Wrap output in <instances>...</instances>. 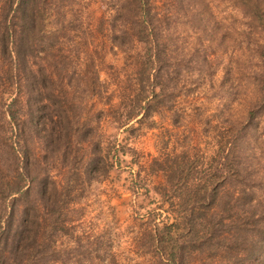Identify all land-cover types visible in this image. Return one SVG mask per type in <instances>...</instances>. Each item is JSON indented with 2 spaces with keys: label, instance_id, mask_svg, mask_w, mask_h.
<instances>
[{
  "label": "trees",
  "instance_id": "16d2710c",
  "mask_svg": "<svg viewBox=\"0 0 264 264\" xmlns=\"http://www.w3.org/2000/svg\"><path fill=\"white\" fill-rule=\"evenodd\" d=\"M230 38L254 95L246 121L178 107L206 93ZM106 43L128 69L111 89L96 62ZM260 109L264 0H0V264H264V166L239 148ZM147 134L155 154L144 159L134 142ZM124 156L129 191L158 178L157 197L124 230L115 218L96 226L86 186Z\"/></svg>",
  "mask_w": 264,
  "mask_h": 264
},
{
  "label": "rangeland",
  "instance_id": "374dc122",
  "mask_svg": "<svg viewBox=\"0 0 264 264\" xmlns=\"http://www.w3.org/2000/svg\"><path fill=\"white\" fill-rule=\"evenodd\" d=\"M86 6H88L89 12L87 16L83 17L82 23L85 32L87 30L90 31L93 27V13H98V8L94 4L87 2ZM182 27L187 28V24L182 25ZM188 29L189 27L183 32V37L186 40H188L189 35ZM86 34L88 38H91L88 32H86ZM231 45H234V41L231 38L228 41L225 40V42L219 41V49L221 50L223 59L221 65L217 69L209 70V77L212 81H207L205 85L206 93L204 95L200 94V97L192 98L191 96H180L178 99L179 103H177L178 107H181V104L187 105L189 102L197 103V101H199L204 103L208 113L212 112L215 114L220 110L219 108H221L230 113L239 123L246 121L245 111L254 103V95L253 92H251V85L246 82V70H237V68H240L239 65L244 60V56H240L238 52L234 51ZM104 48L107 52L104 54L103 61L97 60L96 62L100 66V78L106 83L105 86L111 89L113 87V75L114 82H116L117 77L115 74L123 73L124 70L128 69L123 64L124 56H122L119 50L107 49V43ZM220 84H222L221 90L223 93H217L221 88ZM231 85H233V89L228 91ZM226 92L229 93L227 94ZM247 101L250 102L248 103ZM215 104H217L216 112L214 107ZM260 110L261 111L254 110L260 114L256 119V122L259 121V125L256 124L257 126H254V124H250L249 128L246 130V140H242L239 144V148L249 152L250 156L246 158V163L251 166L259 162L264 166V109ZM99 128L101 134L108 138L115 132L113 126L106 122L101 123ZM7 136H9V139L3 140V143L15 146L12 142L13 138L10 137L9 133ZM121 137L122 133L118 132L117 138ZM201 140L200 153L204 156H209L212 153L213 147L210 143L204 142L203 139ZM205 140L208 141L210 138ZM134 146L144 154H146V152L149 153V155L144 156V159L155 154L152 147V134L142 136L138 141L134 142ZM0 149L4 150L1 141ZM132 171L133 167L128 163L127 156H124L120 157L119 164L109 171L108 177H102L96 181H91L89 186H86L83 195L84 198L82 202L86 203L83 215L95 222L96 226L100 225L104 220L115 218L118 222L117 229L121 231L124 230V227L130 220L129 217L135 205L140 207L137 209L138 213L151 209L157 196H154L150 186L155 184L158 178L150 179V182L147 184V194L143 193L141 189H139L137 193H133L128 189L129 186H131L129 183Z\"/></svg>",
  "mask_w": 264,
  "mask_h": 264
}]
</instances>
